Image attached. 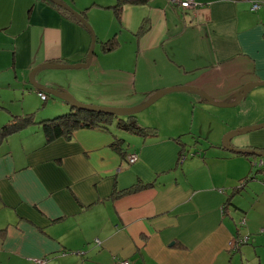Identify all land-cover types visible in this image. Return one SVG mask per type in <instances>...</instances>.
Returning <instances> with one entry per match:
<instances>
[{
  "label": "crops",
  "instance_id": "crops-1",
  "mask_svg": "<svg viewBox=\"0 0 264 264\" xmlns=\"http://www.w3.org/2000/svg\"><path fill=\"white\" fill-rule=\"evenodd\" d=\"M62 1L95 27L93 56L101 59L104 84L137 89L128 105L180 85L234 101L244 84L264 80V0H254L258 9L251 0H196L188 8L128 0L120 17L113 8L120 0ZM113 36L118 46L104 51L102 41ZM91 41L88 27L52 0H0V126L36 111L33 121L0 137V264H264V169L221 143L228 131L264 121V112L244 119L196 90H174L161 97L160 133L113 123L47 140L41 121L72 106L25 89L28 73L45 61L86 60ZM47 68L35 73L40 84L67 89L47 78ZM12 84L23 89H2ZM11 90L23 95L20 110L8 106L18 99ZM72 91L109 104L100 102L105 89ZM261 100L264 84L249 87L239 103ZM231 143L264 150V127L241 130ZM134 150L139 158L130 164ZM138 183L139 190L112 196ZM239 233L250 239L234 249Z\"/></svg>",
  "mask_w": 264,
  "mask_h": 264
},
{
  "label": "rangeland",
  "instance_id": "rangeland-1",
  "mask_svg": "<svg viewBox=\"0 0 264 264\" xmlns=\"http://www.w3.org/2000/svg\"><path fill=\"white\" fill-rule=\"evenodd\" d=\"M105 16L107 17L106 14H105ZM105 16H102V17H105ZM87 20L90 22L91 26L94 28V31L96 34V29L93 26L92 22L89 19H87ZM100 21L102 22V18ZM96 51L97 52L99 51L98 46H97V49H96V47L94 48V52H96ZM66 63H70V62H66ZM74 63H76V62H74ZM100 65H101V59L99 60V58L97 56H93V59H92L89 66H86V67L74 66V67H70V68H47L46 71H49V72H46V75H47V78L55 79V80L59 81V83L64 84L65 88H67L69 90H67V89L62 90V89L56 87L57 89L62 90V91H69L73 95H75L72 91L73 89H89V90L90 89H105V91H109L108 95L107 96L104 95V99L102 101H100V102L107 101L109 104L98 103L95 101L94 102L84 101L75 95V97L83 103L94 104V105H98V106H109V107H130V106H132V105H128V104H131L133 102V100L135 98L134 94L136 93L137 89H135L134 86H133L134 89L133 88L127 89V91L125 89H119V87H117V85H114V86L111 85V87H108L107 85L104 84V81H105L104 75L98 74V71L96 69V68H99ZM29 74H30V72L28 73V80H29L30 85L28 87H26L25 89H29V88L30 89H36L35 86L33 85V83L30 81V75ZM34 80L37 83L39 82L36 78V74H34ZM128 83H130V82L128 81ZM39 84H40V82H39ZM47 86H49V85H47ZM52 88H54V87H52ZM2 89H23V87L19 86V85L12 84L10 87L6 86V87H3ZM124 91H126V93H124ZM14 93L16 94L18 99L8 102V106L13 111L14 110H20V107L16 103V101L21 100L22 96H23L22 94H20L19 90L15 91V92H13L12 90L9 91V94H14ZM47 94H48V101H52L53 99H56V98L60 99L61 101H66L65 99H63L59 96H55V95L50 94V93H47ZM161 99L162 98H159V100L157 99L151 105H149L146 108L135 113V117L137 118L138 122H139V120L150 122L148 125H143V126H149L153 130H155L156 132H159V133L162 131V126H163V120L161 118L162 117L165 118L164 115H161L159 113L160 109L163 107ZM111 104H115V105H111ZM43 106L44 105H41L42 108L40 110L45 109V107H43ZM232 107H233V110H231L232 112L229 113L228 115L243 117L245 119V118H250L252 116H256L257 114L263 113L264 112V101L261 100V101H259V103H250V104L245 103V102H241V103H238L236 106H231V107L222 106V107H220V109L226 110V109H232ZM59 110L62 111L61 109H59ZM70 111L71 110L60 112V113H58V115L64 114V113H67ZM15 112H17V111H15ZM34 114L36 115L35 110L33 111V115ZM262 122H264V121H260L258 123H262ZM258 123H256V124H258ZM202 125L203 124L199 125V127L201 128ZM196 128L197 127H194V129H196ZM116 131H118V130L116 129ZM224 135L225 134H223L221 137V143H223V136ZM192 141H194V139H192ZM251 158H253L252 160H258L261 157H259L257 155H251ZM253 167L256 168V166H253ZM258 181L264 183V181H262V180H258ZM243 182H246V180H242V182L240 184H242ZM253 183H255V182H253ZM250 184H252V183L250 182ZM255 198H257V196L254 195V197H250L247 195V201L252 202V204L259 202V200H255ZM261 204H263V206H261L263 208L264 207V197L261 200ZM239 224H241V223H239ZM64 264H68V263H64Z\"/></svg>",
  "mask_w": 264,
  "mask_h": 264
},
{
  "label": "trees",
  "instance_id": "trees-1",
  "mask_svg": "<svg viewBox=\"0 0 264 264\" xmlns=\"http://www.w3.org/2000/svg\"><path fill=\"white\" fill-rule=\"evenodd\" d=\"M128 0H120L117 4L113 6V8L116 11V14L118 17L121 16V11L123 8L124 3H126ZM172 2V1H171ZM174 3V2H173ZM118 46V40L116 36H113L111 38L106 39L105 41H102V48L104 51H111L115 49ZM33 113H26L22 115H16L15 118L12 121H9L8 123L0 126V137L4 138L7 135L16 132L26 126L30 121H33ZM42 125L46 134V138L48 141L54 140L56 138L65 136L70 137L74 130H76L79 127L82 126H103V127H109L111 124L115 123L117 127H120L122 129L131 130L136 133L140 134H150V133H156L155 130H153L149 126H143L140 125L137 118L135 117V113L128 114V115H118V114H111V113H105V112H98V111H91L83 108H77L72 107V110L70 112L57 115L52 118H46L43 119ZM117 144L122 141V138L116 139ZM115 145V144H113ZM127 151V150H125ZM135 151V150H134ZM234 151V150H233ZM137 152V151H135ZM240 153L248 154L250 157L251 155H255L248 152L243 151H235ZM138 153V152H137ZM139 154V153H138ZM182 156L184 155L181 153ZM258 156V155H257ZM260 157V156H259ZM263 161H264V157ZM260 159V158H259ZM254 160H252L253 162ZM253 164V163H252ZM257 171L264 169V162L261 165H255ZM257 173V172H256ZM256 173L252 174V176L246 177V179H254L256 178ZM243 182L242 184H244ZM143 185L141 183H138L134 186L125 188L123 190L118 191L116 194H113V197H119L124 194H129L132 192H135L139 190ZM232 197V195H231ZM245 217H241L240 223H245ZM246 236H248L247 240H243ZM250 236L248 233H239L235 236L234 242H232V247L234 249L238 248V245L246 244L249 242ZM231 247V248H232ZM130 264V261H129Z\"/></svg>",
  "mask_w": 264,
  "mask_h": 264
},
{
  "label": "water",
  "instance_id": "water-1",
  "mask_svg": "<svg viewBox=\"0 0 264 264\" xmlns=\"http://www.w3.org/2000/svg\"><path fill=\"white\" fill-rule=\"evenodd\" d=\"M52 1L61 5L65 9L69 10L73 15H75L77 18H79L81 20V22L84 23L88 27V29L91 31V34H92L91 45L89 47L86 60L81 61V62H76V63L45 61L44 63L34 67L30 71V74H29L30 75V81L33 83V85L36 88H38L42 91H45L46 93H50V94H53L55 96H59V97L65 99L66 102H68L69 104L72 105V107L83 108V109H87V110H91V111L111 113V114L128 115V114L136 113V112L146 108L147 106L151 105L153 102H155L157 99L161 98L166 93L174 91V90H196L200 95L205 97L212 104L219 105V106H235L241 101L242 97L247 92L249 87L254 86V85H258V84H264V80L252 81L250 83L244 84L240 89L237 90V92L235 94L234 101H217V100L213 99L210 95H208L205 91L200 90L197 87H194L192 85H180V86H167V87L158 89L157 91L152 93L146 101H144L138 105H134V106H130V107H109V106H98V105H94V104L83 103V102L79 101L75 97V95H73L69 91H62V90H59L56 88L49 87L47 85H42V84L37 83L34 80L35 72L42 67H48V68H70V67H74V66L86 67V66L90 65V63L93 59V55H94V48H95V44H96V34L94 31V28L88 22L86 17L80 11L74 9L71 5H69L68 3H66L62 0H52ZM261 127H264V122L228 131L223 136V143L222 144L227 149H230V150L248 152V153L258 155L260 157H264V150H262V149L250 148V147H237V146L232 145V143H231L233 135L237 134L239 131H241V130H255V129H258Z\"/></svg>",
  "mask_w": 264,
  "mask_h": 264
},
{
  "label": "built area",
  "instance_id": "built-area-1",
  "mask_svg": "<svg viewBox=\"0 0 264 264\" xmlns=\"http://www.w3.org/2000/svg\"><path fill=\"white\" fill-rule=\"evenodd\" d=\"M174 3H177L178 5L184 7V8H188V7H194L198 4V2L196 0H170ZM252 1V8L253 9H258L261 6V2L260 1ZM39 95L41 96L42 99H46L47 98V94L42 91V90H38ZM139 158V154L135 151H132L131 153L128 154L127 156V161L128 163L132 164L134 162H136ZM263 159L260 158L258 160H254L252 163L253 165H261L263 164ZM248 236H246L243 240H247ZM97 242H100L99 239H97ZM40 261H44V259H35V263H38ZM121 264H129V260L128 259H121L120 260Z\"/></svg>",
  "mask_w": 264,
  "mask_h": 264
},
{
  "label": "bare ground",
  "instance_id": "bare-ground-1",
  "mask_svg": "<svg viewBox=\"0 0 264 264\" xmlns=\"http://www.w3.org/2000/svg\"><path fill=\"white\" fill-rule=\"evenodd\" d=\"M51 59V58H50ZM50 84V83H49ZM53 85V84H52ZM60 86V85H59ZM1 123V122H0ZM3 123V122H2ZM5 123V122H4ZM1 125V124H0ZM45 259V258H44Z\"/></svg>",
  "mask_w": 264,
  "mask_h": 264
},
{
  "label": "clouds",
  "instance_id": "clouds-1",
  "mask_svg": "<svg viewBox=\"0 0 264 264\" xmlns=\"http://www.w3.org/2000/svg\"><path fill=\"white\" fill-rule=\"evenodd\" d=\"M38 90H40V89H38ZM45 92V91H44ZM46 93V92H45ZM47 94V93H46ZM48 95V94H47ZM262 158V157H261ZM263 159V158H262Z\"/></svg>",
  "mask_w": 264,
  "mask_h": 264
}]
</instances>
